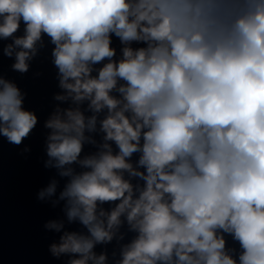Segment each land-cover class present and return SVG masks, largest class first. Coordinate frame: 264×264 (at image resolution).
<instances>
[{"label": "clouds", "instance_id": "obj_1", "mask_svg": "<svg viewBox=\"0 0 264 264\" xmlns=\"http://www.w3.org/2000/svg\"><path fill=\"white\" fill-rule=\"evenodd\" d=\"M45 36L61 91L44 166L65 180L37 196L63 202L52 256L109 264L95 249L115 240L113 264H264V0H0L14 71ZM25 97L0 75V136L17 146L38 123Z\"/></svg>", "mask_w": 264, "mask_h": 264}]
</instances>
